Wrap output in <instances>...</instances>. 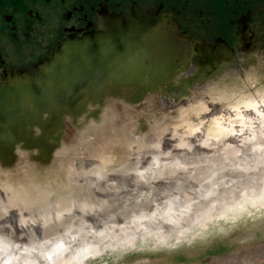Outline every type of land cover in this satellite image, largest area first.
<instances>
[{
	"label": "clouds",
	"instance_id": "obj_1",
	"mask_svg": "<svg viewBox=\"0 0 264 264\" xmlns=\"http://www.w3.org/2000/svg\"><path fill=\"white\" fill-rule=\"evenodd\" d=\"M199 72H145L120 94L108 79L102 102L78 100L47 130L16 127L37 93L0 101V264H170L264 242V47Z\"/></svg>",
	"mask_w": 264,
	"mask_h": 264
},
{
	"label": "rangeland",
	"instance_id": "obj_2",
	"mask_svg": "<svg viewBox=\"0 0 264 264\" xmlns=\"http://www.w3.org/2000/svg\"><path fill=\"white\" fill-rule=\"evenodd\" d=\"M38 1L43 7H49L52 4L57 6L56 18L53 17L54 19L50 20L44 17L43 7L24 5L26 2L17 7L18 11L13 8L0 10V78L6 82L3 83V87H0V91L7 93L14 90L26 103L33 102L31 95L33 90L38 93L35 79L40 77V73L34 64L39 60L51 61L52 49L69 33L80 34L83 31L97 30L99 19L96 17L98 15L96 11L100 12L102 9L112 15L122 16L126 24L129 23L132 12L138 17H146L147 13H152L148 27L169 16L171 18L169 23L174 28V37L183 43L184 66L189 62L199 65L198 75L207 68L208 64H215L224 58L226 49H234L238 46L252 48L257 45L264 47V0H65L64 3H61V0H50L49 3L46 0ZM81 2L86 5L85 7L89 5L91 8H86L81 13L74 12V16L65 21L63 14ZM27 10L39 12L40 17L27 18ZM4 14L14 16L16 26L14 32L3 21ZM45 19L50 22L46 23ZM9 71L15 74V80L20 79L18 81L13 79L14 83H18L7 82ZM145 72L149 71H142L140 75ZM23 75L31 78L21 79ZM158 76L163 79L168 75ZM128 81L129 79L118 81L115 84L116 87L112 88V92L120 94V85ZM73 85L78 87L83 83L74 81ZM99 86H101L99 83L91 86L96 92L91 99L102 102L107 90H98ZM75 87L63 86L58 89V93L52 97V100L62 108L68 106L73 95L69 96L68 93H73ZM140 87L138 84L136 90L126 93L130 101L139 97ZM83 91L88 92L87 89ZM84 98H90V95H83L81 100ZM46 101V98L40 95L38 100H35V104H45ZM11 104L14 106L13 103ZM55 109V105L54 108L49 106L45 108L51 112ZM26 114L35 115L36 112H26ZM51 115L54 119L59 116L54 112ZM60 122L61 118L59 122H52V124L58 125ZM17 123L20 130L24 123L21 120ZM43 147L47 151V146L43 145ZM0 148L2 149L1 158H7L3 148ZM242 260H247L249 264H264V242L239 251L217 245L205 253H195L191 258L178 256L170 264H241Z\"/></svg>",
	"mask_w": 264,
	"mask_h": 264
},
{
	"label": "flooded vegetation",
	"instance_id": "obj_3",
	"mask_svg": "<svg viewBox=\"0 0 264 264\" xmlns=\"http://www.w3.org/2000/svg\"><path fill=\"white\" fill-rule=\"evenodd\" d=\"M64 1L61 0V3H64ZM46 2L49 3L50 0H46ZM22 4L38 5L39 8L43 7L42 3L38 0H0V10L13 8L18 11L17 7ZM85 6L82 2L78 3L72 10L66 11L63 14V19L68 21L74 16V12L81 13L84 9L91 8L89 5L87 7ZM43 9L44 17L50 20L56 18L58 12L57 6H53L52 4L49 7H43ZM96 12L98 13L96 17L99 19V27L97 30L91 32L83 31L80 34L69 33L52 49L51 61L39 60L34 64L36 70L40 73V77L35 79L38 86V93L35 90L32 93L40 94L42 98L50 100L58 93V89L63 86L74 87L73 82L81 81L84 78V72L105 70V63L110 65L114 63L116 65L118 62H121V58L124 55L132 52L133 48L139 49L142 57H147L145 52L146 47L163 44L168 49L167 59L172 60L176 56L175 64L184 67L183 43H180L174 37V28L169 23L171 19L169 16L165 17L161 22L148 27V21L152 13H147L146 17H138L132 12L129 23L126 24L122 16L112 15L105 9ZM26 15L27 18L31 19L40 17L39 12L33 10H27ZM3 19L10 30L14 32L16 30L14 16L4 14ZM46 20H44L46 23L50 22V20ZM120 42H122V46L119 45ZM177 49H180L181 53ZM245 49L249 48L245 47ZM213 65L208 64L207 68ZM207 68L201 74L206 73ZM11 72L9 71L7 76V82L9 81V84L13 82L15 75ZM21 72L25 74V72ZM28 78L30 79L31 77L25 75L21 77V79L27 80ZM18 80L20 79H16L15 81ZM3 83L6 82L4 81ZM16 83L13 82V84ZM0 94V99L5 98L1 91ZM17 98H21V96L18 95L15 99Z\"/></svg>",
	"mask_w": 264,
	"mask_h": 264
},
{
	"label": "bare ground",
	"instance_id": "obj_4",
	"mask_svg": "<svg viewBox=\"0 0 264 264\" xmlns=\"http://www.w3.org/2000/svg\"><path fill=\"white\" fill-rule=\"evenodd\" d=\"M122 42L119 43L120 46H122L121 44ZM137 48V47H135ZM171 49V47H170ZM178 50V49H177ZM94 51V50H93ZM180 53V49L178 50ZM145 52L147 54V59L144 61V64L139 67L138 69H131L129 68V58L132 56H137L139 58H143L141 56V52L139 49H134L132 50V52L128 53L127 55H124L121 58V62H118L116 65L113 64H108L105 63L104 69H101L100 71H94V72H84L83 76L84 78L80 81L78 80V82H82L83 85L75 87L74 88V92L72 95V101L71 103L66 106V107H60L59 104L54 103V105L56 106V109L53 110L51 113H55L58 114L59 116L57 117V119H54V117L51 115L50 119L48 121H43L40 118V113L42 111L45 110L46 107L49 106L48 103L45 104H35V110L32 112H36V114H26L24 113L23 117L20 119L22 121V123L24 124H39L41 127H45L46 130L48 128H51L53 126L52 122H59L60 118H62V114L66 111L69 110H73L76 106V102L78 100H81L83 95H90V98H92V96H94L96 94V92H94L95 90H93V88H91L92 85L99 83L101 84V86H99L100 89L103 90H107L106 85H107V81L108 79H113L114 83L116 84L118 81L120 80H124V79H133V78H137L140 76L142 71H149V72H154L157 75H163L165 76L170 75L178 70H180L182 67L179 65H176V59L177 57L174 56L172 58V60H168L167 59V53H168V49L166 46H164L163 44L160 45H151L145 48ZM205 74V73H204ZM202 75V74H200ZM162 77V76H161ZM84 89H87L88 92L86 93L85 91H83ZM80 90V91H79ZM77 91H79L78 93H76ZM20 93V92H18ZM83 93V95H82ZM1 95V94H0ZM2 95L5 97L3 99H0V101L3 102V106H4V110L5 112L8 111L9 107L12 106L11 103L14 104V106L17 104V101L19 100V98L15 99V97L18 96V94L15 93V91L13 90L12 92H2ZM49 101V100H47ZM50 101H53L52 99H50ZM62 111V112H60ZM35 118L37 120H35ZM23 124V125H24ZM59 125V124H58ZM16 127L18 129L19 124H16ZM23 127L20 129L22 130ZM19 130V129H18ZM42 145H43V141H41ZM3 150L5 151V153L7 154V150L3 148ZM0 152H2V149L0 148ZM0 159L1 158L0 156Z\"/></svg>",
	"mask_w": 264,
	"mask_h": 264
}]
</instances>
